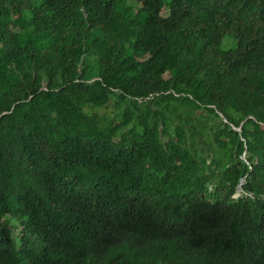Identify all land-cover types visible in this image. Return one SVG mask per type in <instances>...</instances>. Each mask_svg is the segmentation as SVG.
<instances>
[{"label":"trees","instance_id":"16d2710c","mask_svg":"<svg viewBox=\"0 0 264 264\" xmlns=\"http://www.w3.org/2000/svg\"><path fill=\"white\" fill-rule=\"evenodd\" d=\"M0 264H264V0H0Z\"/></svg>","mask_w":264,"mask_h":264},{"label":"water","instance_id":"95a60500","mask_svg":"<svg viewBox=\"0 0 264 264\" xmlns=\"http://www.w3.org/2000/svg\"><path fill=\"white\" fill-rule=\"evenodd\" d=\"M222 115V114H221ZM239 189H241V188H239Z\"/></svg>","mask_w":264,"mask_h":264}]
</instances>
